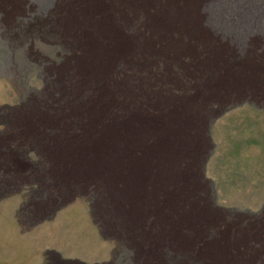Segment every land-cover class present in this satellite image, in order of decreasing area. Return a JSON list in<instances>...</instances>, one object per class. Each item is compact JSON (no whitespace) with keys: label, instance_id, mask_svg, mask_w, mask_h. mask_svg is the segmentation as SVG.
I'll use <instances>...</instances> for the list:
<instances>
[{"label":"rangeland","instance_id":"374dc122","mask_svg":"<svg viewBox=\"0 0 264 264\" xmlns=\"http://www.w3.org/2000/svg\"><path fill=\"white\" fill-rule=\"evenodd\" d=\"M0 134L43 195L0 264H264V0H0Z\"/></svg>","mask_w":264,"mask_h":264},{"label":"bare ground","instance_id":"6f19581e","mask_svg":"<svg viewBox=\"0 0 264 264\" xmlns=\"http://www.w3.org/2000/svg\"><path fill=\"white\" fill-rule=\"evenodd\" d=\"M20 134H23V133H20ZM23 135H25V134H23ZM35 136L36 135H34V134L33 135H28V137H29L28 141L30 140V142L27 143V142H25L23 140V143H22L23 148H25L26 146L31 145V144H33L34 146H35V144L36 145L37 144L40 145L42 140L40 138L35 139ZM8 138L10 139V137H8L7 134H5V135L0 134V142L7 141V140H9ZM31 141H33V143H31ZM37 141H39V142L37 143ZM34 151H36V150H34ZM47 151H49V150H47ZM55 151H57V150L55 149ZM243 153H245V151L242 152V154ZM25 156L26 155L24 154V152L22 153V151L16 150V149L12 148V146L7 147V146L0 145V158H3V157L6 158V159L7 158L12 159L13 158L12 162L10 160H8V161H6V164H3V162L0 161V221H3V222L4 221H9V220H15V221H17V220L19 221L20 220L21 221V219H23V220L24 219L37 220L38 216H40L41 213H42V208L40 206L42 204L43 195H39V194L37 195L36 193H34L33 195H28L26 193L19 194L18 197L20 199L18 198L17 202H15L17 199L15 201H12L13 199L11 200V198L9 196H7V195L10 194L9 192L12 191V190L21 191V189H22L21 192H24L25 191L24 189L26 188V183L27 182H32V181H37L36 179H38L37 182H38V185L40 186L41 181H39V180L42 179V174H41L42 172L40 170L41 168L37 167L34 163H28L26 161ZM241 158H242L241 163H238L240 165L239 171H237L236 177H234V181L236 183H240L241 186H236V185H231L230 186L229 185L228 188H231V191H232L231 193L232 194L230 195V197L228 195L227 203H232V204L240 203V205H244L245 204V197H244L245 196V183L244 182H245V177H247L246 176L247 174H245V169H244L245 168V160H243V159L245 158V156L243 155V156H241ZM207 162H208V160H207ZM42 166H43V164H42ZM53 170H54V173L58 172L56 166H54ZM47 171L50 172L51 169L49 168V170H47ZM50 173H52V171ZM50 176H51V174H50ZM51 178H52V176L50 177V179ZM54 179H55V182H56L57 177H54ZM212 180L215 181V183L216 182L218 183V175L212 176ZM205 188L208 189V187H206V186H204V189H203V186H202V189L204 191V195H209L207 192H205ZM213 189H214V187H213ZM215 189H217V188H215ZM4 194H6V195L2 196ZM204 197H206V196H204ZM207 197L209 198L210 196H207ZM218 197H220V196H218ZM218 197H216L217 199L215 200L216 204L214 202H211V201H210V203L211 204H215L217 206V208H220L219 204H218V200H220V199ZM221 201H223V200H221ZM231 211L238 212V210H231ZM243 211H245V206L243 207ZM222 212H223V210H222ZM236 212H234V213H236ZM240 213L245 214V212H240ZM0 236L5 238L6 234L1 233ZM52 243H53V245H57L58 247L63 245L62 247H59L60 249L62 248L61 251H63V252H66V253H69V252L77 253V252H79L78 249H76L78 247L75 248V246H80V245L73 244L72 242H68L67 244L65 242V244H64V241L61 240V241H59V244H58V241L53 239L48 244V246H49L48 249H50V250L53 247H54V250L56 249V247L53 246ZM65 246H66V248H65ZM83 246H84L83 247L84 255L82 254V255H79V256H77V255L74 256V258L78 259L77 261L80 262L81 264H111V263L113 264V262H112L113 254L110 256V258H108L109 255L105 256V254H103V252L100 253L101 249L95 250L93 247H91L90 244H84Z\"/></svg>","mask_w":264,"mask_h":264}]
</instances>
